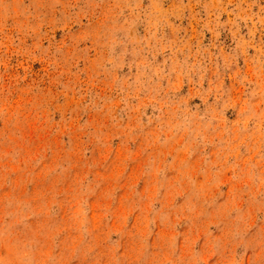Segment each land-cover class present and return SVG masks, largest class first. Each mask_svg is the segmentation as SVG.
Segmentation results:
<instances>
[{
    "label": "rangeland",
    "instance_id": "1",
    "mask_svg": "<svg viewBox=\"0 0 264 264\" xmlns=\"http://www.w3.org/2000/svg\"><path fill=\"white\" fill-rule=\"evenodd\" d=\"M0 264H264V0H0Z\"/></svg>",
    "mask_w": 264,
    "mask_h": 264
}]
</instances>
